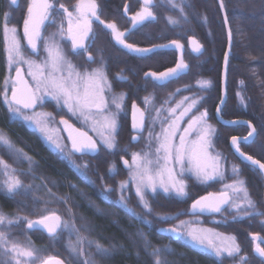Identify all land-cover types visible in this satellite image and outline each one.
Here are the masks:
<instances>
[{
  "label": "trees",
  "instance_id": "trees-1",
  "mask_svg": "<svg viewBox=\"0 0 264 264\" xmlns=\"http://www.w3.org/2000/svg\"><path fill=\"white\" fill-rule=\"evenodd\" d=\"M189 2L193 6L187 7L188 13L177 16L181 17L179 20L183 25L181 31L168 30L164 39L169 41L176 38L187 45V37L194 36L203 45L204 52L195 56L187 49L188 47L185 49L184 60L188 65L187 71L172 79L173 84H170V81L166 82L168 86L177 87L180 93L173 90L172 93L162 95L158 93L159 91H152L150 96L153 101L150 107L156 106L155 110H152L154 113L169 96L182 97L189 94L192 98L203 97L196 111L198 114L207 111L206 121L216 127L215 146L225 155L227 168L231 171H225L222 179L216 178L204 185L187 178L188 194L183 198L162 192L149 194L147 199L151 212H148L130 188L120 190V182L127 180L128 171L124 169L118 158L125 154L123 148L129 146V143H120L118 149L114 151H107L101 147L100 152L95 156H77L72 153L63 136L67 144L65 153H62L46 141L45 134L35 124L29 125L23 116L11 118L8 105L0 97V134L5 135L12 142L14 149L9 151L5 147H0V160L9 166L8 174L20 179L24 185L18 191L8 194L10 199L3 196L0 199L12 201L13 210L9 212L22 216L17 221L16 227L21 236L29 240L26 241L25 246L46 247L48 252L53 250L54 256L61 258L66 264H85V261L93 264H154L156 257L152 255V251L156 248L161 249L158 256L167 264H229L230 261L239 260V255L236 259L227 256L222 259L217 258L182 239L173 240L171 237H163L157 234L156 230L169 226L180 229V221L194 219V216L188 214V210L195 198L208 191H225L224 186L237 179L245 181V187L251 199L255 201V209L244 208L237 212L231 205H227L220 215L201 218L202 223L217 228L220 232L234 235L241 248L240 254L248 253L250 233H259L264 237V218H225L232 215L242 216L248 211H258L262 213L258 216H264L262 194L264 181L257 169L235 156L228 143L233 136H246L249 132L248 128L244 125L223 126L216 122L215 110L221 99V68L227 45V33L217 0H189ZM222 2L233 43L227 68L225 89L227 97L221 113L227 119H246L254 125L255 139L250 143L240 144V147L244 152L264 163V0H222ZM11 9L17 11L15 8ZM22 18L23 15H19L15 24L18 30ZM13 20L14 18L10 16L8 24H12ZM1 36L0 31V92L3 91L5 77L9 75ZM24 50L28 54L27 47ZM153 53L158 54L155 51ZM160 53L164 55V60L160 63L161 68L173 67L176 64L175 52L166 50ZM198 80H209L211 84L207 89L201 90L197 84ZM237 93L240 94L239 97ZM240 97H243V103ZM51 108L49 103H45L39 105L36 111L40 109L50 111ZM23 115L31 116L34 112L25 111ZM54 123L57 125V122ZM148 125L149 131L152 132L160 128L158 123L152 126L149 121ZM141 146L146 148V144L140 143L135 146V150ZM26 157H30L31 160ZM74 165L80 170L77 171ZM112 165H115V174H109ZM232 165L240 169L238 176L233 174ZM7 178L4 168L0 166V184H4ZM3 192L7 193V188L0 191ZM121 195L126 198L127 207L120 202ZM238 201L240 200L234 199V202ZM53 212L63 221L74 225L77 231L70 233L61 230L53 239L43 231L29 230L25 227L27 220H36ZM180 212L183 214L176 215ZM161 215L175 216V218L161 221L159 219ZM12 219L16 220V218ZM78 237L84 238L80 245L82 254L73 255L64 243L69 241L75 243ZM145 240L150 244L148 248L145 247ZM88 241L92 243L89 244ZM97 244L108 249L107 255L97 253ZM36 254L41 255L39 252ZM43 259L41 257L34 263L41 264ZM243 263L257 264L253 260ZM261 264H264V260Z\"/></svg>",
  "mask_w": 264,
  "mask_h": 264
},
{
  "label": "snow or ice",
  "instance_id": "snow-or-ice-1",
  "mask_svg": "<svg viewBox=\"0 0 264 264\" xmlns=\"http://www.w3.org/2000/svg\"><path fill=\"white\" fill-rule=\"evenodd\" d=\"M173 7H178L174 4V0H168ZM13 6H18V0H11ZM155 6V0H143L141 10L138 11L134 16L131 17L132 26L135 28L137 25H142L144 22L149 20H155L156 17L151 11V8ZM190 6V5H189ZM223 8V3L221 2ZM60 8L66 13L68 18V36L72 41L73 54L79 55L80 50L87 51L89 40L94 39L95 33L92 28V21L95 19L99 21L106 29H111L113 37L118 44L124 45V48L129 54L138 55L141 58L152 54L157 48H168L171 45H157L151 48H137L130 44H124V37L126 32H120L117 30L115 23H107L100 20L98 15V5L96 0H78L76 5V17L75 24L73 23V13L69 12L64 5H60ZM55 4L51 0H29L26 14L23 20V41H26V46L31 50L33 55H39V42L44 41V51L47 53L46 58L43 62H37L26 58L24 54L25 44L22 43L20 36L18 35V29L15 26L9 27L7 21L10 19L11 13L6 11L3 14V36L6 52V63L9 75L5 77L3 81V91L0 92V97L3 98V102L8 105V110L11 118H17L23 116V119L31 124H35L41 132L46 134L47 141L63 152L62 145L53 139L52 131L48 127V122L54 120L52 113L50 112H35V108L38 105L44 103L45 97H50L56 102L57 107L67 108L73 116L82 118L85 122L93 120V111L97 113L106 112L108 108V102L104 98L105 86L108 91H111L112 85L108 83L107 77L103 70V64L101 67L94 68L91 71L84 70L79 71L76 66L68 61L63 55L62 49L59 44L55 42V37L58 35L61 40L64 39V26L61 22L59 29L56 33L52 34L50 39L43 37L42 29L46 23L51 20ZM181 14L183 15V8H180ZM186 19V17H185ZM55 23L54 20H51ZM168 22L170 25H176L177 20L169 17ZM130 31V30H128ZM231 38V33H229ZM192 44V51L196 54L202 52V46L195 39H190ZM173 45L176 47H182L178 41H173ZM89 62L94 61V57L89 55L87 57ZM228 59V53L225 54V60ZM102 60V57H101ZM20 65H26L28 68L27 75L32 78L34 87L29 85L23 78V71ZM15 67L16 76L13 78L10 73L12 68ZM188 69L182 60L177 63L174 68L167 69L164 72L156 73H145V79L151 78L153 82L157 84H163L171 79H175L179 74L184 73ZM118 80H126L127 77L117 74ZM242 83V82H241ZM197 84L201 90L207 89L211 81L209 80H198ZM11 85V97L9 98V86ZM180 90L178 89L177 92ZM238 97L240 96L237 93ZM125 94L120 93L118 96H114L112 103L115 105L116 112L119 113L123 110V101L125 100ZM204 98L197 96L184 97L183 100L178 103L175 107L167 109L169 117L164 119L168 120L166 126H163L164 120L161 119V112L164 110L163 106L156 109V115L151 117L152 126L157 122L162 125L160 133L155 135L156 147L154 151L151 150L153 133L149 131L148 147L150 151H146L143 154L139 152L132 153V162L129 164L128 161H124L130 169H134L130 173L131 181L135 184L136 195L139 198L143 208L151 212V206L146 198L149 194H155L157 189H162L165 193L174 192L177 197L183 198L187 196L186 187L184 180L178 179V176H183L185 173H191L202 182H208L215 179L216 177H222L221 172V157L219 155L212 157L208 154V149L211 146V138L215 133V129L206 124L208 113L204 111L199 116H193L189 121L188 126L183 128L180 132L181 121L193 112L198 106L199 102ZM241 103H243V97H240ZM153 98L151 96L145 97V110H141L137 107L136 103L133 102V118H132V130L134 132H141L146 126V121L149 119L147 109L151 105ZM190 101V102H189ZM167 103V101L165 102ZM184 103H187L186 107H183L182 111H179V115H176L177 111L182 107ZM27 110H33L34 115L28 116L23 115ZM221 111L220 107L217 108V113ZM64 124L67 129H71L72 126L67 120L63 118L60 121ZM97 123H99L97 121ZM226 123L231 124H242L243 121H230ZM251 127V125H249ZM102 128V143L109 150L114 151L117 146V129L118 123L116 120V113H109L104 115L101 123ZM198 133L196 141L190 142V134ZM256 135L255 128L248 133V136L243 137L245 143L251 142ZM179 137L178 142L176 137ZM79 137H72L70 133V139L72 140V149L75 153L90 154L98 151L97 142L91 137H88L86 133H79ZM139 136L134 135L131 140L137 141ZM232 145L236 152L240 156H244L240 153L238 146V140L236 137H232ZM0 147H5L9 151H13L12 142L3 134H0ZM154 157V158H153ZM29 161L30 157H26ZM247 160L252 161L254 164H259L260 169L264 170V164H260L259 161H253L252 157H247ZM187 165V167L185 166ZM0 166L6 171L5 175L8 177L4 181L8 193H14L20 188L24 187L21 180L8 174V165L0 160ZM75 166V165H74ZM77 171H79V167ZM87 167V165H85ZM177 168L179 172H177ZM15 171V169H13ZM233 174L239 175L240 169L237 166H233ZM109 174H115V165L110 166ZM129 181H121L120 189L123 191ZM225 191L216 194L215 198L213 194H209L208 197H200V199L193 202L191 206L192 211L199 210L200 212H214L219 213L222 210V206L231 205L232 209L240 212L242 209H255V201L251 199V196L245 187V181L237 179L233 183L225 185ZM227 189L231 190V194ZM111 191V189H107ZM242 194V196H241ZM66 199V198H65ZM125 197L121 195L120 202L127 207L125 203ZM234 199H239L240 202H234ZM131 211V210H129ZM183 213H176V215H182ZM258 211H248L245 215H261ZM175 216L161 215L159 219L161 221H167L174 219ZM21 218L17 217L16 220L9 219L3 214H0V225L7 222L9 225L16 223ZM26 219V218H24ZM236 219V217H234ZM185 221H180V225H184ZM42 227L46 229L47 234L55 239L58 232L61 229L77 231L74 225H70L68 222L63 221L60 216L56 215L55 212L50 215L42 216L38 220H27V228L34 229ZM162 233H171L176 236H183L184 238L190 239L193 243H196L202 247L209 249L216 257L223 258L226 254L229 258H235L241 251L240 246L236 243L234 236L223 237V242L217 244L213 237L220 239L221 234H217L212 229L203 228H190L186 233H182L178 230V227L171 229H159ZM142 236V234H141ZM82 237H78L75 243L69 241L67 247L71 254L81 255L82 250L80 245L83 242ZM253 239H259V237H253ZM89 244L92 241H88ZM8 245L7 236L5 233L0 232V248L3 249L5 255L8 253L13 254L15 264H21L23 258L28 264L32 261L40 259L36 255L34 249H23L15 244L10 247ZM150 246L149 242L145 240V247ZM98 254L107 255L108 249L103 248L101 245H96ZM161 251L160 248L153 249L152 255L156 257L154 264H167L166 261H162L158 253ZM167 251V249H164ZM256 254L264 257V249L257 248ZM53 258L41 260V264H50ZM247 257H241V261H245ZM0 264H12L9 260H4ZM56 264H62L61 261L57 260ZM85 264H93V262L85 261Z\"/></svg>",
  "mask_w": 264,
  "mask_h": 264
},
{
  "label": "flooded vegetation",
  "instance_id": "flooded-vegetation-1",
  "mask_svg": "<svg viewBox=\"0 0 264 264\" xmlns=\"http://www.w3.org/2000/svg\"><path fill=\"white\" fill-rule=\"evenodd\" d=\"M28 2L29 0H26V3L24 5L25 7L24 11L21 14L23 15L22 18L23 20L26 14ZM51 2L55 4V9L51 17V20H54L55 23H52L51 20L46 23L45 27L42 29L43 37L46 40L50 39L52 37V34L58 31L61 22H63L64 39L61 40L58 35L54 39L55 42L58 43L60 48L62 49L65 58L68 61H71L76 66V68L81 72H83L84 70L91 71L94 68L101 67V64H103V70L107 77L108 83L112 85V89L111 91H108L105 86V91L103 95L105 100L108 102L107 111L102 113H97L94 110L92 121L85 122L82 118H77L76 116H73L70 112H68L67 108L57 107L56 102L52 100L50 97L47 98L43 104L49 103L50 106H52L51 110L50 111H45V110L42 111L41 109L40 110L41 112L52 113L54 120H50L48 122V126L52 127V130H54L52 131L53 134L55 133L57 134L58 137L64 139L63 136L65 137V135L59 124V119L62 118L67 119L73 125L78 127V129L86 131V133L90 137H92L94 141L97 142L99 149L101 148L99 143L102 142L101 123L103 121V117L104 115H107L109 113H116V120L118 123L116 149H118L120 143H129L130 146V148L129 146L123 148V150H125L124 152L125 154L123 156H120V158L118 159H120L122 163V159L124 158L130 164L129 157L131 156V152L134 153L135 146L136 145L138 146V144L140 143L148 145L149 142L148 124L149 121L151 123V117L154 116L152 110H155L156 107L154 105H152L151 107L149 106V108L147 109L149 119L146 121V126L143 128V131L141 133H136L132 130L133 102H135L136 105H138L142 110H145V97H149L150 92L152 91L153 92L159 91L158 93L162 95H165L169 92L172 93L171 91L173 90L178 94L180 93L177 92L178 90L177 87L173 88V85L168 86L166 83L157 84L153 82L151 78L145 79V73H151V72L160 73L167 69L174 68L176 64L173 67L164 68V69L161 68L160 63L162 60H164L163 57L164 55L161 54L160 51H166V50H157L155 52H158V54L153 53L152 55L150 54L143 58H141L138 55L129 54V52L124 48V45L118 44L115 41L111 29H106L104 25H102L99 21H96L95 19H93L92 21L93 32L95 33L94 39L86 42L89 45L87 51L80 50V54L75 55L73 54L72 41L69 38L67 31L68 18L66 13L63 11V9L60 8V5H64V7L67 8L69 12L73 13V23L75 24L76 22L75 17L77 15L76 5L78 3V0H51ZM20 3L21 0H18V6H13L11 4V0H0V31L2 29L1 25H3L5 22L3 21L4 12L10 11L11 8H15L16 10H18L21 5ZM96 3L99 9L98 15L100 16V20L104 21L105 24L115 23L117 26V30L120 32L127 31V34L123 38L124 43L133 45L138 48H148L152 46L163 45L170 41H178L182 43L176 38L175 39L173 38L169 41H165L166 39L164 38H166V31L168 30L181 31L182 29L181 27L183 26L182 24L179 23L181 17H177L178 15L181 14L180 8L181 7L183 8V14L185 15L188 13L187 7L189 6V4L191 7L193 6V4L189 2V0H174V4L177 5L178 7H173V5L168 2V0H155V6L151 8V11L154 13L156 19L146 21L142 25H137L135 28H133L131 17L141 10L143 0H96ZM167 4H169V11H167ZM169 17L177 20L178 23L176 25H170L168 22ZM8 21H10V19ZM19 25H20V33H21L20 36L22 38V43H24L22 36L23 21ZM188 37H193V36H188ZM182 44L184 46V51H185V49L188 46L185 45L184 43ZM39 49H40L39 55H33L31 50L28 49V51L30 52L29 54L31 55L30 57L32 58L34 57L37 62H39L40 60H44L47 56V53L44 51L43 40L39 42ZM171 52H175L178 59L177 50L173 49L171 50ZM89 55L95 58L93 62L88 61L87 57ZM23 69L29 81L27 72L25 71V68ZM117 74L123 75L127 77V79L123 81L118 80ZM171 80H170V84H173ZM29 83L34 87V84H31L30 81ZM120 93H124L126 98L123 101V105H124L123 110L117 113L115 105L112 103V99L114 96H118ZM164 104L165 103H161V106ZM38 106L35 108V111L37 110ZM40 110L36 112H40ZM97 121L99 123H97ZM54 122H57V125ZM157 132L158 131L152 132L153 139H155V135L157 134ZM134 135L139 136V139L136 142H133L131 140V138ZM132 146L134 147L132 148ZM5 189H6L5 184H0V191ZM7 195L8 194L4 192L0 193V197L3 196L5 198H8ZM8 199L7 200L4 199L3 201L2 199H0V214L5 215L9 219L17 218V217L22 218V216L20 215H16V214L13 215L12 213L9 212L13 210L12 209L13 202ZM226 217L234 218L236 217V215L225 216V218ZM195 218H208V216L195 215L194 219ZM236 218H264V216L246 215V216H237ZM16 226H17V222L11 225L5 222L3 225H0V232L5 233L7 236L8 247H10L12 244L20 246L19 237L22 236ZM179 231L184 233L182 230ZM251 234L260 235L259 233H250L249 236H251ZM260 237H262V235H260ZM181 238H183V236ZM249 238H250V247L248 253H242V257H247V259L243 262L253 260L255 263L261 264L264 258H261L260 256H256L254 254V248H253L254 241L251 239V237ZM262 238L264 239V237ZM15 239H19V241H12ZM260 247L264 249V243H260ZM9 255L8 254L5 255L3 249L0 248V262L4 260H9V258L7 257ZM229 264H246V263H239L238 260H234L232 262L230 261Z\"/></svg>",
  "mask_w": 264,
  "mask_h": 264
},
{
  "label": "rangeland",
  "instance_id": "rangeland-1",
  "mask_svg": "<svg viewBox=\"0 0 264 264\" xmlns=\"http://www.w3.org/2000/svg\"><path fill=\"white\" fill-rule=\"evenodd\" d=\"M25 3H26V0H21V5H20V8L17 10V11H13V9H10V11H8V12H10L11 13V18H14V20L12 21V24H8V26L9 27H12V26H15V24L18 22L17 20L19 19V15H21L22 13H23V11H24V5H25ZM4 21V20H3ZM8 22V21H7ZM15 27H17V26H15ZM1 32H2V38H3V42H4V36H3V25H1ZM18 29V28H17ZM18 35L20 36L21 35V33H20V30H18ZM23 36V35H22ZM20 38H21V36H20ZM21 40H22V38H21ZM187 43V42H186ZM24 44H25V41H24ZM26 45V44H25ZM27 47V46H26ZM25 47V48H26ZM4 50H5V44H4ZM27 51H28V49H27ZM30 52L28 51V54H26V52H25V50H24V54H25V56H26V58H29V59H32V60H35V58L33 57H30L31 55L29 54ZM5 56H6V52H5ZM44 60H40L39 62H43ZM21 67H23V68H25V71L28 73V68H27V66L26 65H20ZM15 71V67H13L12 68V70H11V73H10V75L12 76V74H13V72ZM28 76V75H27ZM28 78H29V81L31 82V84H34V82L32 81V78L30 77V76H28ZM10 88H11V85H10ZM10 90V89H9ZM10 95V94H9ZM184 97H190V95L188 94V95H184V96H182V97H180V95L179 96H177V97H172V96H169L166 100H164L163 102L165 103L166 101H167V103H165L164 105H162L163 106V112L161 113V119L162 120H164V124H163V126H166L167 125V123H168V120L167 119H164L165 117H169V113H168V111H167V109H170V108H173V107H175L178 103H180L182 100H183V98ZM47 98H49V97H45V100L47 99ZM44 100V101H45ZM190 102V101H189ZM161 106V107H162ZM187 106V103H184L183 105H182V107L177 111V113H176V115H179V111H182L183 110V107H186ZM161 107H157V108H161ZM156 108V109H157ZM196 109H197V107H196ZM196 109L193 111V112H191L188 116H186L180 123H181V128L179 129V131L180 132H182L183 131V128H185V127H187L188 126V123H189V121L192 119V117L193 116H199L200 115V113L198 114V112L196 111ZM40 112H41V110H40ZM38 113V112H37ZM156 115V111L154 112V116ZM158 123V125L160 126V128H159V130H158V132L157 133H160L161 132V130H162V125H161V123L160 122H157ZM206 124H208V125H211L215 130H216V127L214 126V125H212L209 121H206ZM49 127V126H48ZM49 129H51L52 130V127H49ZM216 132V131H215ZM215 134L216 133H214L213 135H212V138H211V146L209 147V149H208V154L210 155V156H212V157H215V156H217V155H219L220 157H221V160H220V164H221V172L224 174L225 173V171H228V172H230L231 171V169H228L227 168V164H226V162H225V155L224 154H221V150L220 149H218L216 146H215ZM52 135H53V139L54 140H56L57 142H59L61 145H62V147H63V152L62 153H65V151H64V149H66V142L62 139V138H60V137H58L57 136V134H53L52 133ZM45 136H46V134H45ZM197 138H198V133H193V134H190V142H192V141H196L197 140ZM176 141L178 142V140H179V137L177 136L176 138ZM46 141H47V139H46ZM49 142V141H48ZM49 144H51V142H49ZM99 145L101 146V147H103V149L104 150H107V151H109L104 145H103V143L102 142H100L99 143ZM51 146L53 147V148H55L52 144H51ZM117 147V146H116ZM155 147H156V141H155V139H153V141H152V146H151V150L152 151H154V149H155ZM55 149H57V148H55ZM57 150H59V149H57ZM60 151V150H59ZM146 151H150V149L148 148V147H140V148H138V149H136L134 152H139V153H141V154H143L144 152H146ZM61 152V151H60ZM132 153L133 152H131V156L129 157L130 158V164H131V162H132ZM154 158V157H153ZM229 163H230V160H229ZM186 167H187V165H185ZM232 166H234V165H232ZM5 170V169H4ZM127 170V169H126ZM6 171V170H5ZM128 171V177H127V181H129V183H128V185H127V187L124 189V190H126L127 188H130V190H132L135 194H136V187H135V184L131 181V178H130V173L132 172V171H134V169H128L127 170ZM177 172H179V169L177 168ZM178 179H182V180H184V182H185V184L188 186V184H187V178H191V179H193L194 181H196V182H198L199 184H205V182H202V181H200V180H198L197 178H196V176L195 175H193V174H191V173H185L183 176H178L177 177ZM216 178H223V176L222 177H216ZM215 178V179H216ZM214 180V179H213ZM211 181V180H210ZM209 182V181H208ZM207 183V182H206ZM231 184V183H230ZM226 185H228V184H226ZM224 189H225V187H224ZM121 190V189H120ZM123 190V191H124ZM227 191H229V193H231V190L230 189H227ZM157 192H162V193H165L162 189H157V191H156V193ZM186 192L188 193V187H186ZM6 194H10V193H6ZM165 194H171V195H175L176 196V194L174 193V192H170V193H165ZM147 198V197H146ZM240 201H238V202H236V203H239ZM242 216H246V215H242ZM186 223L184 224V225H180V229L179 230H182L184 233H186L190 228H203V229H212V230H214V232L215 233H217V234H221V237H220V239H217L215 236L213 237V239L215 240V242L217 243V244H220L221 242H223V237H227V236H234V235H232L231 233H224V232H220V231H218L217 230V228H213V227H211L210 225H208V224H203L202 222V220H201V218H195V219H193V220H188V221H185ZM61 230H63V231H66V230H64V229H61ZM60 230V231H61ZM68 231V230H67ZM235 237V236H234ZM20 238V246L18 245V247H20V248H23V249H34V250H36V252H39L41 255L40 256H38V254H36L38 257H42V258H44V259H47V258H49V257H51V258H54V257H57V256H54L55 255V252L53 251V250H50L51 252H48V249L46 248V247H40V246H37V247H35L34 245H31L32 247H30V246H28V245H26L25 246V243H26V241H29V240H27V238H26V240H25V236L23 237H19ZM182 240L184 241V242H186V243H188V244H190V245H192V246H194V247H196V248H198V249H200V250H203V251H205V252H208V253H211L212 255H214L209 249H207V248H205V247H202V246H200V245H198V244H196V243H193L190 239H187V238H182ZM68 243L69 242H65L64 243V245H68ZM236 243H237V241H236ZM238 244V243H237ZM9 254H11V255H9ZM8 255L9 256H7L8 258H9V260L12 262V264H14L15 263V260L13 259V254L12 253H8ZM239 255V256H238ZM237 256H238V261H239V263H243V261H241L240 260V258L242 257V254H238ZM215 256V255H214ZM225 256H226V254H225ZM236 256V257H237ZM236 257H235V259H236ZM58 258V257H57ZM218 258V257H217ZM18 259H20V260H24L23 258H18ZM36 261V260H35ZM35 261H32L31 262V264H36V263H34ZM21 264H28V262L26 261V262H23V261H21ZM37 264H40V262L39 263H37Z\"/></svg>",
  "mask_w": 264,
  "mask_h": 264
},
{
  "label": "water",
  "instance_id": "water-1",
  "mask_svg": "<svg viewBox=\"0 0 264 264\" xmlns=\"http://www.w3.org/2000/svg\"><path fill=\"white\" fill-rule=\"evenodd\" d=\"M221 2H222V0H217V5H219V8H220V11H221V14H222V18H223V22H224V26H225V29H226V33H227V45H226V50H225V53H224V57H223V64H222V74H221V99H220V101H219V103L217 104V106H216V110H215V118H216V122H218L219 124H221V125H223V126H236V125H244V126H246L247 128H248V131L250 132L251 130H252V128H255L254 127V125L250 122V121H248V120H246V119H227V118H225V117H223L222 116V113H221V111H220V113L218 114L217 113V108H218V106L220 107V109L222 110L223 109V107H224V105H225V102H226V82H227V68H228V62H229V56H230V54H231V50H232V43H233V39H232V36H231V38H230V36H229V33H231V30H230V26H228L229 25V23H228V18H227V14H226V11H225V8H224V5H223V8L221 7ZM223 3V2H222ZM231 35H232V33H231ZM190 39H195L196 41H198L199 42V40L197 39V38H195V37H188V41H187V45H188V49L195 55V56H199V55H201L202 53H203V51H204V48H203V46H202V44L199 42V44L202 46V52L201 53H199V54H196V53H194L193 51H192V44L190 43ZM172 42L173 41H170V42H168V43H166V44H163V45H171V47H168V48H157L155 51H157V50H173V49H175V50H177V52H178V59H176L177 60V63L179 62V61H183L184 63H185V60H183L184 59V46H183V44L182 43H180L179 42V44L182 46V47H176L175 45H173L172 44ZM124 44H126V43H124ZM153 47V46H152ZM138 48V47H137ZM148 48H151V47H148ZM226 53H228V59H227V61L225 60V54ZM177 63H176V65H177ZM175 65V66H176ZM21 67V66H20ZM22 68V67H21ZM22 71H23V78H24V80H26L27 82H28V84L30 85V83H29V81H28V79H27V77H26V75H25V72H24V69L22 68ZM166 71V70H165ZM187 71V70H186ZM185 71V72H186ZM164 72V71H163ZM184 72V73H185ZM184 73H181V74H179L178 75V77L179 76H181L182 74H184ZM15 76H16V71H14V73H13V78H15ZM11 97V93H10V96H9V98ZM137 107L139 108V109H141L138 105H137ZM142 110V109H141ZM28 112H32L33 110H27ZM132 118H133V109H132ZM64 120H67V119H64ZM60 121H61V119H59V124H60V126H61V129H62V131H63V133H64V135H65V137H66V140H67V142H68V144H69V146H70V149H71V151H72V153H75L74 151H73V149H72V140L70 139V133H71V136L72 137H77V138H80L79 137V133H81V132H83V133H86V131H84V130H81V129H78V127H76L75 125H73L70 121H68L69 122V124L72 126V128L71 129H67L66 128V126L64 125V124H61L60 123ZM230 121H243L244 123H242V124H231V123H226V122H230ZM249 125H251V127L249 126ZM256 130V129H255ZM143 131V130H142ZM141 131V132H142ZM141 132H136V133H141ZM248 132V133H249ZM86 135L88 136V137H90L87 133H86ZM246 136H248V134L246 135ZM246 136H233V137H236L237 138V140H238V146H239V149H240V153H243L244 154V156L242 157V156H240V154L239 153H237L236 152V150H235V148L233 147V145H232V137L230 138V140H229V146H230V148H231V150H232V152L235 154V156L238 158V159H240L241 161H243L244 163H246V164H248V165H250V166H252V167H254L255 169H257L258 171H259V173H261V175H262V177H263V181H264V170H262V169H260V167H259V164H254L252 161H250V160H247V157H252V160L253 161H259V163L260 164H264L263 162H261L259 159H257V158H255L254 156H252V155H250V154H248V153H246V152H244L242 149H241V147H240V144H242V143H245L244 141H243V137H246ZM255 137H256V135H255ZM255 137H254V139H255ZM92 138V137H91ZM253 139V140H254ZM252 140V141H253ZM251 141V142H252ZM133 142H136V141H133ZM248 143H250V142H248ZM97 147H98V151L96 152V153H90V154H80V153H75V155H77V156H95L96 154H98V152L100 151V149H99V146L97 145ZM126 159H122V164H123V166L125 167V169H128L129 167L127 166V165H125L124 164V161H125ZM127 161V160H126ZM220 192H215L214 193V191H209V192H206L205 194H203V195H201V196H198L194 201H196V200H198V199H200V197H208L209 196V194H213V197H211L210 199H213V198H215V196H216V194H219ZM263 201H264V186H263ZM194 201H192L191 203H190V205H189V210H188V214L189 215H191V216H195V215H202V216H212V215H220L221 213H222V211L227 207V205H224V206H222V210L219 212V213H214V212H208V211H205V212H200L199 210H196V211H192L191 210V206H192V204H193V202ZM264 205V204H263ZM50 215V214H49ZM38 220V219H37ZM35 221V220H34ZM27 227V226H26ZM171 228H173V226H169V227H164V228H159V229H171ZM159 229H157L156 230V232H157V234H159V235H162L163 237L164 236H166V237H171L173 240H179L182 236H176V235H173V234H171V233H162V232H160L159 231ZM29 230H40V231H43L44 233H46V235L47 236H49L48 234H47V231H46V229H43L42 227H37V228H34V229H29ZM181 232V231H180ZM249 237H251V239L254 241V254L256 255V256H259V255H257L256 254V249L257 248H260V249H262L261 247H260V243H264V239L262 238V237H260V235H258V234H251V236H249ZM253 237H259V239H253ZM261 257V256H260ZM261 258H264V257H261ZM57 260H59V261H61L62 262V264H66L62 259H60L59 257L57 258V257H54L51 261H50V264H56V261Z\"/></svg>",
  "mask_w": 264,
  "mask_h": 264
},
{
  "label": "bare ground",
  "instance_id": "bare-ground-1",
  "mask_svg": "<svg viewBox=\"0 0 264 264\" xmlns=\"http://www.w3.org/2000/svg\"><path fill=\"white\" fill-rule=\"evenodd\" d=\"M230 140V139H229Z\"/></svg>",
  "mask_w": 264,
  "mask_h": 264
}]
</instances>
